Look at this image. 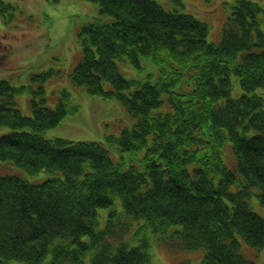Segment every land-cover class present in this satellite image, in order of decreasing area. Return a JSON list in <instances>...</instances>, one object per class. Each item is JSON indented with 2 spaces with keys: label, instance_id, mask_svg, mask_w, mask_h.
I'll return each mask as SVG.
<instances>
[{
  "label": "trees",
  "instance_id": "obj_1",
  "mask_svg": "<svg viewBox=\"0 0 264 264\" xmlns=\"http://www.w3.org/2000/svg\"><path fill=\"white\" fill-rule=\"evenodd\" d=\"M88 1L101 14L79 29L71 80L118 97L135 124L106 135L115 161L102 141L44 135L80 108L68 89L46 104L52 72L34 75L44 80L33 115L17 103L24 86L0 78V126L10 128L0 161L51 173L0 174V264H155L152 236L174 251L204 249L197 264H258L242 247L264 248L253 204L264 208V7L236 0L213 42L207 22L157 0ZM143 59L157 70L122 73L120 61L141 71Z\"/></svg>",
  "mask_w": 264,
  "mask_h": 264
},
{
  "label": "rangeland",
  "instance_id": "obj_2",
  "mask_svg": "<svg viewBox=\"0 0 264 264\" xmlns=\"http://www.w3.org/2000/svg\"><path fill=\"white\" fill-rule=\"evenodd\" d=\"M157 1L167 10L177 8L207 22L210 25L209 40L219 42L224 22L232 10L231 4L236 0ZM252 1L264 7V0ZM99 14V5L88 0H0V78L9 79L15 86H24L17 95V103L24 115H33L31 101L39 95L37 88L44 80L40 76L35 80L34 75L52 72L43 82L46 104L56 107L61 89H68L71 101L80 108L64 117L58 125L46 129L44 135L68 140L102 141L113 159L118 161L119 151L106 135L131 129L136 118L118 97L89 94L84 87L73 84L70 76L81 58L79 29ZM142 62L145 65L141 71L124 60L120 61V69L126 77L135 79H142L148 71L157 70L150 59H143ZM232 80V95L238 97L243 91L237 77L233 76ZM256 92L264 97V87L257 88ZM165 108L170 109L167 101L160 111ZM9 130L8 126H0V134ZM228 145L231 146V141L226 147ZM0 174H20L38 182L51 173L44 170L37 175H28L15 162L7 160L0 161ZM253 204L264 216V208L256 200ZM101 216L103 223L106 211H102ZM151 240L155 264H182L186 260L197 264L205 251L198 249L200 256L196 259L193 254L198 250L174 251L153 236ZM242 251L258 264H264V248L244 243Z\"/></svg>",
  "mask_w": 264,
  "mask_h": 264
}]
</instances>
